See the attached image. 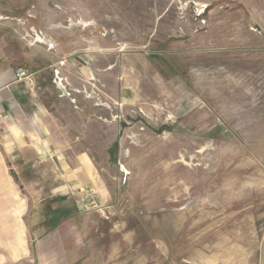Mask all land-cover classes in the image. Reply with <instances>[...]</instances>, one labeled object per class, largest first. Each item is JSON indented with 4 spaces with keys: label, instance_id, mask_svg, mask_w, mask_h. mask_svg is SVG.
<instances>
[{
    "label": "rangeland",
    "instance_id": "1",
    "mask_svg": "<svg viewBox=\"0 0 264 264\" xmlns=\"http://www.w3.org/2000/svg\"><path fill=\"white\" fill-rule=\"evenodd\" d=\"M0 24L96 120L105 193L56 204L82 214L36 262L264 264V0H0Z\"/></svg>",
    "mask_w": 264,
    "mask_h": 264
},
{
    "label": "crops",
    "instance_id": "2",
    "mask_svg": "<svg viewBox=\"0 0 264 264\" xmlns=\"http://www.w3.org/2000/svg\"><path fill=\"white\" fill-rule=\"evenodd\" d=\"M261 33L264 36V31ZM5 45L0 41V264H52L36 262L46 251L44 241L61 234L66 222H57L61 214L69 219L82 214L57 213L55 205L68 198L75 199L77 206L83 200L88 202L81 192L89 189L88 194L94 193V188L100 195L105 193L83 136L86 126L96 125V120L89 117L80 122L73 98L68 100L55 91L60 77L55 78L57 70L53 77L50 65L30 68L34 86L17 81L15 71L25 61L9 55L6 49L12 46ZM65 76L69 83L64 84L71 94L68 86L72 80ZM37 188L42 189L45 198L37 196ZM32 205L47 211H34Z\"/></svg>",
    "mask_w": 264,
    "mask_h": 264
},
{
    "label": "built area",
    "instance_id": "3",
    "mask_svg": "<svg viewBox=\"0 0 264 264\" xmlns=\"http://www.w3.org/2000/svg\"><path fill=\"white\" fill-rule=\"evenodd\" d=\"M199 12L201 15V13L204 12V8H201ZM15 78L17 81H25L30 83L32 86H34L36 83L34 72L30 68L26 67H19L15 71Z\"/></svg>",
    "mask_w": 264,
    "mask_h": 264
},
{
    "label": "water",
    "instance_id": "4",
    "mask_svg": "<svg viewBox=\"0 0 264 264\" xmlns=\"http://www.w3.org/2000/svg\"><path fill=\"white\" fill-rule=\"evenodd\" d=\"M58 83H57V86L58 88L61 90V92H63L65 94V96L67 98H70L71 97V94H69V92H67V88H66V85L63 83L64 81L61 80V79H58Z\"/></svg>",
    "mask_w": 264,
    "mask_h": 264
}]
</instances>
